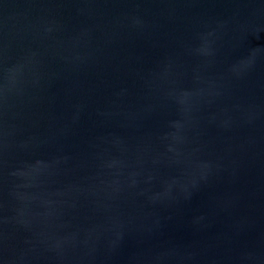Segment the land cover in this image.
I'll return each mask as SVG.
<instances>
[{
  "label": "water",
  "instance_id": "water-1",
  "mask_svg": "<svg viewBox=\"0 0 264 264\" xmlns=\"http://www.w3.org/2000/svg\"><path fill=\"white\" fill-rule=\"evenodd\" d=\"M0 264H264V0H0Z\"/></svg>",
  "mask_w": 264,
  "mask_h": 264
}]
</instances>
